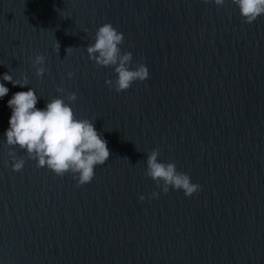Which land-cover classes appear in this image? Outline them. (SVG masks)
<instances>
[{
    "label": "water",
    "instance_id": "95a60500",
    "mask_svg": "<svg viewBox=\"0 0 264 264\" xmlns=\"http://www.w3.org/2000/svg\"><path fill=\"white\" fill-rule=\"evenodd\" d=\"M108 22L150 73L119 93L86 52ZM0 82V264H264V14L244 23L232 0H0ZM30 87L37 108L75 92L76 117L107 141L90 183L19 146L13 170L7 101ZM153 148L200 190L163 193L144 175Z\"/></svg>",
    "mask_w": 264,
    "mask_h": 264
},
{
    "label": "clouds",
    "instance_id": "9594fccd",
    "mask_svg": "<svg viewBox=\"0 0 264 264\" xmlns=\"http://www.w3.org/2000/svg\"><path fill=\"white\" fill-rule=\"evenodd\" d=\"M208 3L209 0H204ZM215 5L223 6L225 0H213ZM238 7L244 23H253L260 15L264 14V0H232ZM86 31V30H85ZM124 41L122 32H119L110 22L98 27L93 43L88 44L86 52L90 60L102 67H113L116 74L114 79H108L105 83L116 92L126 91L136 81H145L150 73L144 63H137L133 67V54L122 52L120 45ZM59 42L56 48L59 51ZM69 47L66 49L67 54ZM46 57L37 53L32 60L35 67V75L40 77L48 69L45 67ZM73 72H68L69 78ZM3 81L10 82L13 86H26L14 80L13 76L6 72ZM26 80V78H25ZM62 86L57 87V92H64ZM9 88L0 82V99L5 97ZM39 97L33 88L27 91H17L7 101V106L12 110L9 117V127L4 135L6 145L9 147L8 155L13 161L14 171H21L25 164L23 157H17L15 146L26 150L30 159H35L37 167H47L56 175L63 176L71 172L77 179L78 185L90 183L94 178V168L103 165L110 157L107 141L99 133L93 121L77 118L72 107V102L77 99L75 92L67 94V101L61 96L48 100L46 107L37 108ZM161 150L151 149L147 154L145 176L154 180L163 193L169 188L183 190L185 196H192L200 190L198 183H193L191 177L177 170L175 161H161L158 159ZM127 159V158H125ZM159 193L152 192L153 198ZM144 195L139 196L143 201Z\"/></svg>",
    "mask_w": 264,
    "mask_h": 264
}]
</instances>
